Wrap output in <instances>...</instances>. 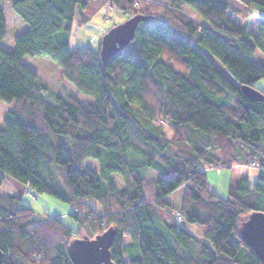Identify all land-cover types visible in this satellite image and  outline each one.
<instances>
[{"label":"trees","instance_id":"trees-1","mask_svg":"<svg viewBox=\"0 0 264 264\" xmlns=\"http://www.w3.org/2000/svg\"><path fill=\"white\" fill-rule=\"evenodd\" d=\"M88 1L14 0V50L3 46L0 8V102L13 104L0 127L5 264H72L73 240L109 228L116 264H262L240 228L264 212V101H249L241 88L264 79L252 60L264 55V18L251 34L222 0H104L128 18L147 17L104 64L101 41L71 45L89 20ZM238 1L264 10V0ZM27 56L57 63L75 92L52 91ZM87 160L99 171L84 168ZM238 166L256 169L257 180L251 186L245 177L218 197L206 169ZM6 175L68 204L78 228L48 214L42 220L2 192ZM179 189L175 208L169 196Z\"/></svg>","mask_w":264,"mask_h":264},{"label":"rangeland","instance_id":"rangeland-1","mask_svg":"<svg viewBox=\"0 0 264 264\" xmlns=\"http://www.w3.org/2000/svg\"><path fill=\"white\" fill-rule=\"evenodd\" d=\"M14 0H0V8L4 11L7 36L3 42L6 49L14 50V30L13 22L16 17L12 10V2ZM104 1V0H98ZM90 1L88 22L84 23L77 29L76 34L72 37V45L96 48L98 43L102 40L105 32L109 31L113 26L125 22L128 17L123 15L120 11L114 9L109 2ZM164 1V0H160ZM229 6L228 18L233 20L238 26L244 27L248 33L258 34L260 20L264 18V10L257 6H247L240 3L238 0H222ZM93 38V40H92ZM78 39L80 43L78 42ZM252 60L264 67V55L261 51H257ZM26 66L32 69L39 77L40 81L47 85L52 91L58 93L75 92L74 88L63 80L61 68L57 63L48 57H30L27 56L23 59ZM224 73L226 71L220 68ZM257 90L264 93V79H261L257 85ZM81 98L86 97L82 93H78ZM232 104V102H231ZM13 107V104H6L0 102V127L3 126V118L8 110ZM158 124L163 125V130L168 139L172 138V132L168 125L157 121ZM83 167H90L99 171L98 164L95 161L87 160ZM145 175L147 178L152 176L159 178V176L152 172ZM146 173V172H143ZM206 175L209 182V188L218 197L227 199L228 191L231 186H239L245 177H248L249 184L252 186L254 181L257 180L258 171L254 168L246 166H238L232 169L207 168ZM117 186L123 187V180L120 176H116ZM1 191L9 196H14L20 199L21 203L36 210L40 219H44L43 214H48L55 218H61L65 224L73 228H78V224L73 220L71 214L72 208L60 201L59 199L46 195L38 194L33 191L28 185L21 183L10 176H5V181L1 187ZM182 190L179 189L169 196V201L178 208L181 204Z\"/></svg>","mask_w":264,"mask_h":264},{"label":"water","instance_id":"water-1","mask_svg":"<svg viewBox=\"0 0 264 264\" xmlns=\"http://www.w3.org/2000/svg\"><path fill=\"white\" fill-rule=\"evenodd\" d=\"M147 17L135 15L125 22L113 26L101 40V57L106 64L113 56L118 55L135 38L139 24ZM244 96L249 101H264V93L243 86ZM240 234L243 241L249 246L264 264V212H254L242 222ZM117 232L109 228L94 238L83 237L73 240L68 246V256L72 264H116L111 257V247ZM0 264H5V253L0 248Z\"/></svg>","mask_w":264,"mask_h":264},{"label":"crops","instance_id":"crops-1","mask_svg":"<svg viewBox=\"0 0 264 264\" xmlns=\"http://www.w3.org/2000/svg\"><path fill=\"white\" fill-rule=\"evenodd\" d=\"M96 1H98V0H96ZM98 2H100V3H102V2H105V1H98ZM88 4H87V7H86V10H85V13H86V16L88 17L89 16V14L87 13L90 9H89V1L87 2ZM78 42L80 43V41H79V39H78ZM71 45H72V39H71ZM73 46V45H72ZM74 46H76V45H74Z\"/></svg>","mask_w":264,"mask_h":264}]
</instances>
